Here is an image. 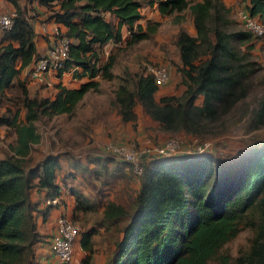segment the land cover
<instances>
[{"label": "trees", "instance_id": "1", "mask_svg": "<svg viewBox=\"0 0 264 264\" xmlns=\"http://www.w3.org/2000/svg\"><path fill=\"white\" fill-rule=\"evenodd\" d=\"M8 1L14 15L10 27L0 31V125L12 139L0 156V264H31L32 245L42 236L36 215L44 218L57 205L45 201L59 195L57 175L65 183L74 174L62 168L59 159L64 157L80 176L89 174L112 191V196L97 193L94 200L72 188L73 215L99 212V221L79 230V243L91 252V235L102 226L112 245L104 264H264V141L234 155L225 171L212 147L150 156L135 174L136 187L129 182L131 164L113 155L87 150L84 161L75 159L80 151L48 150L36 159L31 155L40 138L36 120L73 113L85 91L99 89L98 78H114L109 102L124 121L135 120L138 104L166 132L212 136L240 115L246 130L264 127V89L258 85L264 78L251 53L253 34L236 25L229 7L222 0H155L159 13L172 14L174 21L187 10L194 28L192 34L179 26L173 34L181 92L155 97L158 85L144 67L114 74V56L100 58L106 41L120 40L122 24L127 43L156 28L157 21L134 23L140 6L152 0H35L46 7L42 18L62 24L58 33L68 37L67 57L56 73L76 66L73 76L87 77L77 87L55 83L54 91L43 95L28 91L18 77L38 54L31 16L35 12L37 18L39 12ZM245 9L264 20V0H246ZM250 90H257L252 106L245 101ZM118 177L122 182L117 184ZM32 189L43 191L41 200L31 197ZM241 230L246 232L243 242L234 252L225 250Z\"/></svg>", "mask_w": 264, "mask_h": 264}, {"label": "rangeland", "instance_id": "2", "mask_svg": "<svg viewBox=\"0 0 264 264\" xmlns=\"http://www.w3.org/2000/svg\"><path fill=\"white\" fill-rule=\"evenodd\" d=\"M222 1L229 7V16L235 21L236 25L242 26L238 11L240 8H245L246 0ZM36 14L37 13L32 12L31 17L34 20H36ZM171 18V14H165V18H162V21L159 24H156V28L144 38H140L131 43H127L124 39L125 41L121 46H110V48L108 49L109 51L105 56L100 53L101 60H105L108 54H112L114 56L113 62L110 67L112 73L114 74H121L122 70L124 69L128 71L143 69L146 63H158L159 65H164L167 69L168 77L164 83L158 86L157 91L155 92V97H158L159 95L165 93L179 94L181 92L182 85L179 83L178 79V72L176 70L177 54L175 47L172 44V40L173 34L175 32L174 30L177 25L180 24H175V22H173ZM257 18L264 22V20L260 19L259 17ZM180 22L185 25L190 24V15L187 10L183 11V18ZM147 23L150 22L148 21ZM126 35L127 34H125L124 38L126 37ZM252 40L253 46L251 47V53L253 58L256 59L262 67V69L260 70V78H264V35H252ZM163 46H165V48ZM69 75H71V72ZM21 76L26 83H29V81L31 80L28 79L24 74H22ZM114 83V78H99V89L97 91H87L83 98L79 101L78 105L75 107L73 113H71L70 115L64 113L53 115L49 118L37 119L35 123L37 125V129L40 132L41 139L37 144L34 145L35 149L33 150V154L31 153L33 159H35L34 156L38 155V150L40 149L39 146L57 151H97L100 153H106L108 155L107 157L110 158V156H112L113 154L105 150L104 143L114 140H103L98 144H94L93 141L97 135L95 129L97 126V122L100 120L97 117L98 111H100L102 108L106 111L107 107L113 110V106L110 104L109 100ZM258 85H260V87L264 89L263 81ZM14 90L15 89L9 91L11 92ZM255 92H257V90L249 91L248 96L245 99L248 106H252L255 102ZM198 100L199 99L197 98L195 101ZM139 115V120L142 122V135L138 136V134L140 133H134L133 136L128 140L135 142V144L137 145H156L161 143L166 137L176 136V138L180 139L184 144L183 146H181L180 152L185 151L186 146L191 143H196L198 140H209L212 150L215 152H219L217 154V159L221 161L220 168L222 171H225V168L228 167V160L231 159L234 155L247 150L248 147L254 144L257 145L258 143L264 141V127L249 131L246 130L245 116L243 115H240L238 119L231 118L226 124L221 127V131L216 132L212 136L203 138L183 133L181 131H163L158 127V124L155 121L149 120L147 117H145V115H142L141 113ZM0 130V134H2V138L4 139L3 145H5L7 140L12 139V135L6 127L2 128V126H0ZM132 130L134 131L135 127H133ZM1 145L2 144H0V149L2 147ZM114 159L118 160V158L115 156ZM123 167L124 169H127L125 166ZM128 175H130L129 182H131V180H133L132 178L135 177V173H131V171H128ZM83 178L86 182L85 186L91 189L90 197L92 199L95 200L98 197L97 193L99 196L104 193H108V196H112V191L110 192L106 190V188L110 186H102L98 183L95 184V187L91 188L86 176H83ZM115 181L117 182V184L122 182L121 178L119 177L116 178ZM131 185L134 187V184ZM93 191H95V193H93ZM70 219V221H72L79 228V230L83 226H85L83 225L85 218L77 219L75 221L72 220V217H70ZM245 234L246 232L244 230H241L235 237H233L225 244V250L234 252L236 246L239 243L243 242Z\"/></svg>", "mask_w": 264, "mask_h": 264}, {"label": "crops", "instance_id": "3", "mask_svg": "<svg viewBox=\"0 0 264 264\" xmlns=\"http://www.w3.org/2000/svg\"><path fill=\"white\" fill-rule=\"evenodd\" d=\"M18 3L24 6L26 5L27 10L34 9L35 11L39 12L36 20H33V26L35 30L34 45H35L36 51L39 52L40 50H42V48L45 47V45L51 39L52 27L56 26V29L59 31V30H63L64 26L60 24L59 22L54 21L53 19H50V18L47 20L43 19L42 15L46 13L45 11L46 7L38 3L37 1L18 0ZM12 8H13V5L10 1L0 0V9L10 10ZM139 13H140V16L134 20V23H140L142 26H144L146 21L147 22L157 21V23L159 24L162 21V18H165V14L159 13L155 0H152V2L150 3L144 2L140 6ZM172 21L175 22V24L176 23L180 24V25H177L174 31H176V29L179 26H182L189 33H192V34L194 33V28L192 26L191 17H190V24H187V25L180 22L181 20H175V21L172 20ZM125 34H127V27L125 24H122L120 26V37L121 38L120 40H118L119 43H123ZM110 46H116V41H112L111 39H109L102 45V54L104 56L108 53L109 51L108 49L110 48ZM163 47L165 48V46ZM28 65L29 64H27L26 66L20 69L18 73V77L22 78L21 75L27 71ZM74 69H76V66L69 67L66 70H62L59 74H57L55 71H52V70H46L43 74H41L37 78L31 79L29 83L25 82L26 87L28 91L30 92L37 91L39 94H43V95H50L55 89L54 84L58 82L67 87H77L79 83L84 81L87 77L73 76ZM70 72H71V75H69ZM95 78H97V76H95ZM87 91L83 93L82 97L78 100L76 106L78 105L79 101L83 98V96L85 95ZM154 96H155V93H154ZM140 110H141L140 106L138 104H135L134 105V111L136 114L135 120H125L124 121L120 119V115L116 111V108L114 106H113V110L107 107L105 111L102 108L100 111H98V115H97L98 119L100 120L97 122V126L95 128L97 135L93 141L94 144H98L99 142H102L103 140H109V139H113L117 141H125V140L130 139L134 133H140L138 134V136H141L142 135L141 134L142 122L139 120V116H140L139 114L141 113L142 115H145V117H147L151 121H154V120L150 119V117H148L147 114H145L144 112H142V110L141 111ZM61 114H64V113H61ZM0 126H2V128L6 127L5 125H0ZM133 127H135L134 131L132 130ZM40 139H41V135H40L39 141ZM3 141L4 139L2 138V134H0V144H2L1 145L2 147L0 149V156L3 153L2 151L4 147ZM34 145L32 146V149H31L32 154H33V150L35 149ZM39 148L40 149L38 150V155L34 156L35 159L40 157L41 153L43 152H46L48 150L53 151L52 149L43 148L41 146H39ZM86 152H87L86 150L80 151L77 155H74L76 157L75 159H78L79 161H84ZM89 152L95 153V151H89ZM69 159L70 158H67V157L59 159L60 164L62 165V168L72 169V171H74V174H73V177H71L70 179L68 180L66 179L67 181H65V183L61 182L59 180V176L57 175V180L59 181V184H60V192L58 195L59 197L58 205L50 207L44 218H42L39 214L36 215V227H37L38 232L42 236L40 240H37L32 245L31 264H56L55 257L49 250L48 237L50 236V233L53 230L54 220L57 215L59 214L64 215L68 219H70V217L72 216H73L72 218H77V219L85 218L84 224H83L85 226L83 227H90L92 226L94 222L99 221V212L83 213V212L78 211L76 212L77 214L73 215L74 194H73L72 188H78L83 193L89 194V195H90L91 189L85 186L86 182L84 181L83 176H80V171H78V169L75 170L72 167L68 166V163L70 161ZM87 164L88 166H92L93 162L90 161ZM61 170H64V169H61ZM57 173L59 174V171ZM86 178L87 180H89V183L92 184V187H95L96 186L95 184H98L96 180H93L92 178H90L89 174L86 176ZM132 179L133 180H131L130 183L134 184V187L138 186L137 178L134 177ZM93 193H95V191H93ZM43 195L44 193L42 190L38 192H36L34 189L31 190V197L33 199L39 198L41 200ZM100 210H101V206H98V211ZM105 232L106 231L103 230L102 226H98L95 232L91 235V239H92L91 252H88L87 250L81 248L80 243H79L80 233H78L71 243V250H72L73 258L76 260L78 259L83 260V258H85L88 264H104L106 252L112 246L111 243L107 241Z\"/></svg>", "mask_w": 264, "mask_h": 264}, {"label": "built area", "instance_id": "4", "mask_svg": "<svg viewBox=\"0 0 264 264\" xmlns=\"http://www.w3.org/2000/svg\"><path fill=\"white\" fill-rule=\"evenodd\" d=\"M240 22L255 36L264 35V23L256 16L250 15L245 8L238 11ZM14 10L0 9V31L9 28L12 23ZM52 27L51 39L40 50L37 56L29 63L24 75L28 79L37 78L46 70L57 71L62 66L63 60L67 57L68 37L59 35L58 30ZM116 41V45H119ZM144 71L152 74L155 83L159 86L167 80L168 72L164 65L158 63H146ZM197 141V140H196ZM191 143V142H190ZM184 144L176 136L166 137L156 145H137L131 140L124 142L107 141L104 148L115 157L128 161L131 170L139 174L142 169L141 161L150 156H169L180 152ZM210 147L209 140H201L186 146L187 152H198ZM46 202L58 205L59 197L56 195L47 196ZM79 233V228L64 215H57L54 220L53 230L48 237L49 250L55 257L56 264H84L82 260L74 259L71 250V243Z\"/></svg>", "mask_w": 264, "mask_h": 264}]
</instances>
